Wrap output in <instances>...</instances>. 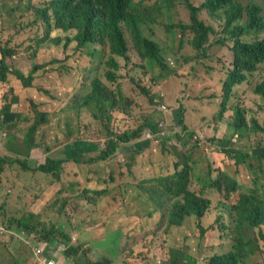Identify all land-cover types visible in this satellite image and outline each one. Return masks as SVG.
<instances>
[{
  "label": "rangeland",
  "instance_id": "rangeland-1",
  "mask_svg": "<svg viewBox=\"0 0 264 264\" xmlns=\"http://www.w3.org/2000/svg\"><path fill=\"white\" fill-rule=\"evenodd\" d=\"M44 1L31 0L25 6L23 3L19 5L18 0H0V25L9 20L18 24L20 19V23H30L36 17L32 10L43 6ZM156 1L151 0L149 5L152 6ZM25 10L27 11L19 18L17 12L21 14ZM162 12L156 18L148 16L141 28L142 34L160 47L166 69L155 68L145 75L132 43L127 42V67L116 74L115 86H118L121 95L139 105L124 104L114 91L115 97L104 104L101 112L103 116L110 118L107 123L118 134L134 130L145 120L153 123L163 120L159 124L165 134L163 139L174 133L182 135V141H175L173 146H167L168 149L177 147L168 154L163 151L159 153L158 139L149 140L153 147L147 151L155 153L152 161L144 153L125 172V180L134 184L144 179V173L149 169L162 177L175 172L173 164L177 161L176 155L184 153L185 142L191 145L196 137L201 140L200 147L191 150V153L193 162H199L198 170L201 165L205 166L204 154L211 161L227 160L222 153L213 155L219 148V141L208 139L217 136L218 130L227 134V123L236 106L244 109L250 125L255 120L263 130L251 134L249 141L240 143L233 139L231 146L238 150L249 147L253 152L255 148L264 151V99L254 91L264 79V63L246 82L235 85L228 104L230 109L222 119H218L216 114L223 100V83L227 70L232 67L233 44L206 45L207 56L202 57L204 52H197L191 45V36L182 40L178 31L167 34L171 23L177 22L180 17L188 20V11L183 9L180 15L176 11ZM7 34L6 28H0V39ZM73 35L74 32H71L63 37L64 43H68L66 48L62 42L60 46H46L36 51L30 61L27 56L31 57V52L24 50L27 44L22 39L16 40L10 47L16 48V59H12V65L15 67V62L20 65L24 76L30 78L31 88H20V82L12 78L5 84H0V110L5 104L10 107L9 112L0 117V121L7 123L0 129V154L8 156L6 154L10 155L12 152L19 156L20 161L27 157L29 170L23 171L16 163L13 167L5 165L0 178V264H38L34 240L40 233L35 235L34 231L26 232L8 224L9 220L19 219L24 215L31 226H36L37 223L46 228L54 226L68 235L75 253L68 254L59 243L60 237L57 235V240L52 244L55 247L52 260L57 264H87L88 261L103 264H171V257L177 261L182 259L183 254L194 260V264H205L214 254L227 252L228 245L225 244L231 243L234 236L231 229L222 227L223 224L230 226L228 218L227 221L219 222L212 220L211 216L204 222L207 231L201 236L197 219L191 217L178 232L168 235L162 222L166 211L163 207L154 205L148 200V196H134L127 200L128 192L117 186L120 182L118 179L107 194L95 193L102 188L103 181L110 179L113 170L114 175L118 173L116 161L121 162L123 158L117 153L107 160L100 159L98 152L106 135L105 123L94 120L87 109L85 112L90 117L85 115L84 120L80 117L85 129L81 128L79 137L71 136V131L80 128V123L77 124L74 120L71 107L66 103L80 75L89 68L87 63L92 58V53L97 50L95 52L98 55L100 49L99 45H87L78 49L74 47L75 42L69 46L65 38ZM212 42H215L214 37L209 44ZM56 58L58 61L54 65L40 67L31 73L35 65ZM22 70L17 69L18 72ZM137 82L149 89V97L153 98V103L148 96L144 97L138 92L134 84ZM154 103L156 106L152 105ZM112 104L116 106L115 109L111 107ZM162 105L167 111L158 110ZM179 107L184 110L181 115L185 114V123L189 128L186 133L182 132L183 126L179 123ZM39 112L45 114L43 118L46 122L41 123L30 134L29 145L26 146L23 140L26 130L41 118ZM17 116L20 119L7 127ZM147 133L151 134V129L144 125L140 138L147 140ZM189 133H194V137H190ZM137 141L140 140L135 142ZM12 158L15 156L12 155ZM46 159L62 163L58 170L45 172L46 174L32 171L44 164ZM229 159L220 164L227 173H231L234 167L233 160ZM253 164L255 175L261 174L260 169L264 165L258 167L257 161ZM126 166H121V170ZM244 166L247 168V165ZM188 187L195 191L199 189L195 176L191 177ZM151 190L155 192L154 188ZM155 195L159 197L157 192ZM144 216L146 219L141 222L139 218ZM171 249L181 252V258ZM127 252H131L133 256H129ZM245 264H264V261L262 258H248Z\"/></svg>",
  "mask_w": 264,
  "mask_h": 264
},
{
  "label": "trees",
  "instance_id": "trees-1",
  "mask_svg": "<svg viewBox=\"0 0 264 264\" xmlns=\"http://www.w3.org/2000/svg\"><path fill=\"white\" fill-rule=\"evenodd\" d=\"M150 1L45 0L43 6L32 10L36 17L30 23H20L22 20L20 19L18 24L15 22L13 24L12 20L5 24L9 34L0 40V84H5L12 78L20 82V88H31L29 76L18 72L11 62L16 48L10 47L16 40L22 39L27 44L24 50L31 52V57L27 56L29 61L33 59L36 51H40L46 46L53 44L60 46L62 42L63 47L66 48L68 43H64L63 37L71 32H74V35L65 38L66 42H69V46L74 45L73 42L76 43L74 47L78 49L87 45H99V54H96L97 50L92 53L93 56L87 63L89 68L80 75L77 84L73 87L75 94L70 96L66 103L71 107L70 111L73 112L74 120L77 124L80 123V128L85 129V124L80 122V117H83V120L85 115L90 117L85 109L90 112L94 120L105 123L104 133L106 135L101 141L103 143L98 152L100 159L107 160L117 153L123 158L121 162L120 160L116 161L118 173L114 175L115 171L113 170L110 179L103 181L102 188L96 190L95 193L107 194L112 188L111 185L118 179L120 182L117 186L128 192L127 200L134 196H148V200L154 205L163 207L166 211L162 216V222L165 224V233L168 235L178 232V229L191 217L197 219L201 236L207 231V228H204V222L211 216H213L212 220L215 219L219 222L228 218V221H231L230 226L225 224L222 226L231 229L234 235L231 243L225 244L228 245V251L214 254L205 264H245L248 258H262L264 261V168L260 169L261 174L255 175L253 172V162L257 161L258 167L264 165V151L261 148H255L253 152L249 147L245 150H238L231 146L233 139L239 140L240 143L244 140L249 141L251 134L263 129L255 120H252L251 125L248 123L242 107L233 108V116L227 123V134H222L223 130H218L216 131L219 132L217 136L208 139V141H219L220 149L213 152V155L222 153L224 157L228 158L227 160L224 158L220 161L215 159L211 161L204 154L205 166L201 165L198 170L199 162H193L191 153V150H197L200 147L201 140L196 137L191 145L185 142L184 153L179 152L176 155L177 161L173 164L175 172L162 177L158 173L156 174L153 169H149L144 173L145 178L138 180L135 184L125 180V172L131 169L135 165L136 159L143 156L144 153L152 161L155 153L147 151L153 147L149 140L158 139L159 153L163 151L168 154L170 150L177 147L168 149L167 146H173L175 141H182V135L174 133L163 139L165 134L159 126L163 120L158 123L145 120L134 130L118 134L112 131L110 123H107L110 118L101 114L104 104L113 99L115 93L124 104L139 105L121 95L118 86H115L116 74H119L122 68L127 67V42L132 43L138 57L137 60H140V66L145 70V75L155 68L164 70L167 67L160 55L161 51L157 43L142 34L141 25L145 19L150 15L156 18L163 14V10L165 13L176 11V14L180 15L181 11L186 9L188 20L180 17L177 22L171 23L167 34H174L178 31L182 40L191 36V45L197 52H204L202 57L207 56L206 45L233 44L231 46L233 51L232 67L227 70L222 87L223 100L219 112L216 114V118L222 119L230 109L228 104L235 85L246 82L249 76H253L259 70L260 65L264 63V0H157L152 6L149 5ZM18 2L19 5L23 3L26 6L31 0H18ZM26 11L21 14L17 12V16L20 18ZM216 22L217 24H215ZM212 37L215 38V42L209 44ZM57 61L56 58L49 62L39 63L33 67L31 73L40 67L54 65ZM134 84L142 96L149 97V89L146 86H141L138 82ZM114 87L117 89L115 90ZM254 91L264 99V79L257 84ZM149 99L153 103V98L149 97ZM71 101H75V103ZM160 103L162 102L160 101ZM152 105L156 106L155 103ZM111 107L115 109L116 106L112 104ZM9 108V104L3 105L0 117L9 112ZM80 111L83 113L80 114ZM182 112L184 110L179 107V123L183 126L182 132L186 133L189 128L185 123V114L181 115ZM44 116L45 114L39 112L41 118L26 130V135L23 138L26 146L29 145L30 134L41 123L46 122ZM19 119L20 117L17 116L7 127ZM5 124H7L6 121L1 120L0 129ZM144 125L151 129V134L147 133L149 134L146 136L147 140L140 138L144 131ZM189 136L194 137V133H189ZM136 140L140 141L135 142ZM10 153V155L5 153L8 156L0 154V178L5 165L13 167L16 163L23 171L29 170L26 164L27 157L20 161L19 156ZM12 155L15 158H12ZM229 158L233 160L232 165H234L231 173L225 172L220 167V164L229 161ZM45 161V164L37 166L32 171L46 174L45 172L58 170L62 163L50 159ZM244 164L247 165V168ZM124 165L127 166L121 170V166ZM193 176L199 184L197 191L190 190L188 187ZM151 188H154L159 197ZM216 197L217 202L215 203ZM144 218L146 219V216L139 220L144 222ZM8 224L26 232L34 231L35 235L40 233L38 236L36 235L35 240L38 247L57 240L58 235L60 243L66 248L68 254L75 253V250L70 246L68 235L54 226L46 228L41 223L31 226L25 216L21 219L9 220ZM171 251L176 252L181 258V252L173 249ZM127 254L133 256L131 252H127ZM140 258L146 260L144 257ZM126 261L129 262V260ZM184 261L195 263L185 254L182 259L177 261L173 257L169 260L171 264H184ZM87 264L103 263L88 261Z\"/></svg>",
  "mask_w": 264,
  "mask_h": 264
},
{
  "label": "clouds",
  "instance_id": "clouds-1",
  "mask_svg": "<svg viewBox=\"0 0 264 264\" xmlns=\"http://www.w3.org/2000/svg\"><path fill=\"white\" fill-rule=\"evenodd\" d=\"M8 34H9V32H8ZM7 34V35H8ZM6 35V36H7ZM5 36V37H6ZM4 37V38H5ZM3 38V39H4ZM0 40H2V39H0ZM11 59H16L15 58V55H12V57H11ZM15 64H16V66H15V68H16V70L19 68V69H21L22 70V68L20 67V65H18V63L17 62H15ZM22 72L24 73V70H22ZM75 94V92H73L72 91V94L70 95L71 97L73 96ZM159 108V107H158ZM159 110V109H158ZM160 111V110H159ZM166 111H167V109H166ZM161 112V111H160ZM81 131V128H76L75 129V131L73 132V131H71V136H73V137H79V132ZM121 156V155H120ZM122 157V156H121ZM87 161V160H86ZM123 161V160H122ZM45 164V163H44ZM43 165V164H42ZM24 216H26V215H24ZM23 217V216H22ZM21 217V218H22ZM21 218H19V219H21ZM11 220H13V219H11ZM16 228V227H15ZM18 229V228H17ZM25 235V234H24ZM36 238H37V236H36ZM36 240V239H35ZM35 240H34V244L36 245V243H35ZM60 243V242H59ZM53 244V242H50V243H47V244H44V245H42L41 247H38L37 245V249H36V253H37V255L35 256L36 257V261L38 262V264H49V263H51V264H57V263H55V261L54 260H52L53 259V252H54V246L52 245ZM61 244V243H60ZM62 245V244H61ZM63 246V245H62ZM64 248V247H63ZM64 249H66V248H64ZM48 250H50V252L48 251Z\"/></svg>",
  "mask_w": 264,
  "mask_h": 264
},
{
  "label": "built area",
  "instance_id": "built-area-1",
  "mask_svg": "<svg viewBox=\"0 0 264 264\" xmlns=\"http://www.w3.org/2000/svg\"><path fill=\"white\" fill-rule=\"evenodd\" d=\"M159 110L165 112L166 111V107L164 105H162L161 107H159ZM49 264H51V263H49Z\"/></svg>",
  "mask_w": 264,
  "mask_h": 264
},
{
  "label": "crops",
  "instance_id": "crops-1",
  "mask_svg": "<svg viewBox=\"0 0 264 264\" xmlns=\"http://www.w3.org/2000/svg\"><path fill=\"white\" fill-rule=\"evenodd\" d=\"M0 28H5V24L4 25H0Z\"/></svg>",
  "mask_w": 264,
  "mask_h": 264
}]
</instances>
